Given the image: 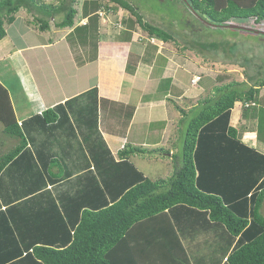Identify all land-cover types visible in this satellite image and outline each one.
I'll return each instance as SVG.
<instances>
[{"label":"trees","instance_id":"16d2710c","mask_svg":"<svg viewBox=\"0 0 264 264\" xmlns=\"http://www.w3.org/2000/svg\"><path fill=\"white\" fill-rule=\"evenodd\" d=\"M96 1L93 13L103 8ZM107 1L135 13L151 38L174 40L144 24L129 0ZM183 1L212 26L264 22V0ZM59 2L0 0V41L4 22L22 9L41 31L58 16L57 27L74 26L77 0ZM192 44L200 53L216 50L215 42ZM250 79L179 109L181 154L172 175L158 180L131 157L163 149L128 145L113 155L99 128L96 87L20 123L0 81V125L19 140L0 156V264H264V154L231 125L241 102L243 119L259 117L262 136L264 108L251 109L264 80Z\"/></svg>","mask_w":264,"mask_h":264},{"label":"crops","instance_id":"0c3cea01","mask_svg":"<svg viewBox=\"0 0 264 264\" xmlns=\"http://www.w3.org/2000/svg\"><path fill=\"white\" fill-rule=\"evenodd\" d=\"M91 1L96 0L78 2L81 4L79 10L78 4L75 5L78 13L74 26L60 28L52 20L49 29L38 31V25L32 22L29 25L31 27L18 30L19 40L15 41L14 38L17 46L11 43V46L8 45L10 48L0 51V62L13 61L12 70L18 81V90L25 100L23 105L17 104L14 100V85L9 78L8 82L0 79L10 92L18 121L21 123L34 114L64 104L96 87L100 107L99 128L115 157L128 145L150 150L162 148L160 145L166 143L170 120L174 122L176 119L179 130L182 119L179 109L188 112L201 99L211 96L217 84L214 80L205 81L203 78L196 82L195 78L200 75L194 74L196 67L192 71L188 68L192 64L187 59L177 56L170 47L167 49L166 43L163 50L162 47L150 45L154 38L142 34L144 30L138 22L128 26L124 24L123 20H119V15L114 13L115 10L107 14L101 8L93 13L97 7ZM17 22L11 27H17ZM31 37H37L36 46L31 43ZM90 44L97 47L94 54L89 56L85 54V47L89 45L91 48ZM25 53L29 55L24 58ZM13 55L21 58L20 63L13 60ZM62 55L69 59H63L65 56ZM157 66L159 72L153 74L152 68L156 69ZM186 96L192 100L190 107L182 103V100L190 99ZM22 98L17 96V101H22ZM170 105L174 106L173 110ZM258 106L252 114L264 108V105ZM235 120L243 124L244 131L240 132L242 141L264 154V129L261 138L258 136L259 117L255 115L246 120L243 119V112L236 115L232 112L231 124ZM0 134L3 135L1 139L4 138L1 145L12 139L4 134L2 125ZM178 136V143L174 147L176 153H173L172 158L181 154V133ZM157 158L134 155L131 161L146 177L158 180L166 177L163 176L164 168L160 166L162 161Z\"/></svg>","mask_w":264,"mask_h":264},{"label":"rangeland","instance_id":"374dc122","mask_svg":"<svg viewBox=\"0 0 264 264\" xmlns=\"http://www.w3.org/2000/svg\"><path fill=\"white\" fill-rule=\"evenodd\" d=\"M36 1L39 2V0ZM80 1L81 0H77L76 3L78 4ZM96 2L99 4V6L101 3L103 11H106L107 14L110 12V10H115L114 13L119 15V20H123L124 24H127V26L128 24L130 25L132 23H137L138 21L137 15L135 13H131L114 3L110 2L108 5L106 3L108 1L105 0ZM129 2L135 6L137 5V8L139 9L138 14L142 15L144 24L150 23L152 25L159 26L165 31L173 34L174 40H169L167 42L162 40V42L159 38L154 37L153 44L150 42V45L156 46V48L162 47L163 50L166 43L167 49L170 47V49L174 50L173 52L177 56H183V58L187 59L192 64L190 67H188L191 69V71L194 69V67H196V69L193 70L194 74L200 75L203 80H214L217 86H222L231 82L248 83L251 85L256 82V80H251V77L256 78L257 80H264V22L258 24L255 22V20H248L242 24L238 22H230L225 27H214L212 25H208L198 15L192 12V10L183 0H129ZM41 3H44V1L41 0ZM45 3L46 5L60 4L59 0H49L45 1ZM77 8L79 10L81 8V4H78ZM79 13L81 14V12ZM13 18L15 19L13 22L18 20L16 23L17 27H11L13 23L10 24L9 19L4 22L7 36L0 41V51H3L5 48H10L8 45L11 46V43H15L16 45L15 41L19 40L18 30L20 28L22 29V27L26 26L31 27L29 25L32 22L37 24V22L34 21L32 14L28 13L27 10L24 9L15 14ZM61 19L62 17L58 16L56 19L53 18L52 20L59 22ZM78 19H80V17ZM172 22H174L173 25H171ZM39 30L40 29L38 28V31ZM258 32L261 33L259 34ZM142 34L149 37V34L145 30L142 31ZM14 38L16 39L15 41ZM31 41V43H34V46H36L38 43L37 37H31ZM146 41L148 43V40ZM192 42H215L216 50L203 51L201 49V52L203 53L201 54L198 49H195L197 46L193 45ZM88 46L85 47V54L90 56L91 54H94L97 46L95 45L93 47L91 45V48ZM188 49H192L193 51ZM77 51L78 50H76V52ZM29 53H25L24 58L28 56ZM20 59L21 58L19 56L13 55V60L18 61V63H20ZM63 59L68 60L69 58L65 56ZM247 59H249V61H246ZM12 69L13 61L11 62L8 60L7 62H0V79L2 78L8 82L9 78L11 84L14 85L13 92L15 95V102H18L17 104L21 103L23 105L25 100H23L22 93L20 90H18V81L14 75L15 72H13ZM159 69L160 68L158 66L156 69L152 68V73L154 74L157 71L159 72ZM11 71L13 72V75L11 74ZM86 71L91 70L86 69ZM83 73L84 72L82 71L81 74L83 75ZM178 92L180 93V91ZM17 96L22 98L23 102L17 101ZM186 98L189 99L190 96H186ZM258 98L260 103L258 101L259 106H257L260 108L261 105H264L261 104L264 103V88L261 90ZM182 103H187L188 107H190L192 100L191 98L189 100H182ZM253 106L252 108H254ZM244 107L245 106L243 103L237 102L235 103V107L232 112H234V115H236L238 112L242 113ZM170 108L173 110L174 106L170 105ZM252 111L253 110L251 109V112ZM237 121L238 120L233 121L231 125L233 126L235 124L234 128L243 132V124L241 121ZM178 131L176 119L174 122L170 120L168 133L165 137L166 143L160 145L162 148L156 147V149H163L164 151L158 152L152 156L147 154L150 158L156 156L158 157V161H162L160 162V166L164 168L163 176L166 178L169 177L171 173H173L172 166L174 165V161L172 155L173 153H176V148L174 147L179 140L178 135L180 133ZM2 136L3 135L0 134V142H2L4 139H1ZM168 138L169 144L167 143ZM5 142L7 143L2 145L0 143V156L11 151L19 143V140L12 138L10 141L6 140ZM261 211L264 215V202Z\"/></svg>","mask_w":264,"mask_h":264},{"label":"clouds","instance_id":"9594fccd","mask_svg":"<svg viewBox=\"0 0 264 264\" xmlns=\"http://www.w3.org/2000/svg\"><path fill=\"white\" fill-rule=\"evenodd\" d=\"M77 10V9H76ZM101 11H103V9H101ZM204 21V20H203ZM206 22V21H205ZM207 24H208V22H206ZM209 25V24H208ZM226 26V25H225ZM225 26H222V27H225ZM214 27H220V26H214ZM259 34L261 33V32H258ZM202 80V78H201V76H197L196 78H195V81L196 82H200ZM240 103V102H239ZM254 106H255V104H253ZM250 105H246V107H249Z\"/></svg>","mask_w":264,"mask_h":264}]
</instances>
